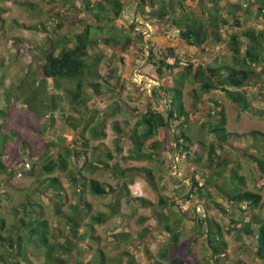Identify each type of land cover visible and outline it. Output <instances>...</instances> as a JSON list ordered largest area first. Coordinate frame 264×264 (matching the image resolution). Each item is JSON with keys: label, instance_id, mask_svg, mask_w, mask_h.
<instances>
[{"label": "trees", "instance_id": "trees-1", "mask_svg": "<svg viewBox=\"0 0 264 264\" xmlns=\"http://www.w3.org/2000/svg\"><path fill=\"white\" fill-rule=\"evenodd\" d=\"M60 1L68 4L75 0ZM80 1L87 15L92 16L97 25L93 27L86 24L83 30L75 35L72 47L68 45L69 40L53 42L50 39L47 47L43 45L35 48L39 51L42 62L39 65V86L47 91L48 82L51 81L57 90H62L64 81L73 83L74 87L65 90L77 114H81L78 105L84 106L88 113L91 112V93L96 96L104 94L100 83L95 80L101 78V66L108 56L100 52L91 55L90 51L98 45L92 37L93 30L109 31L111 35L114 28L103 26L111 25L120 19L129 0ZM156 1L158 0L136 1L137 11L144 15L147 22L167 25L177 31L178 38L187 46L203 53L206 52V44L210 40L215 41L217 45L225 43V57H215L213 61L206 63L198 61L199 65H196L193 62H183L182 58L176 55L174 48L151 47L142 33H137L135 39L127 36L123 42L111 36L104 38V44L109 49L112 48L110 60L125 64L127 55L132 54L136 58L138 68H142L143 75L158 85L153 89V99L147 110L143 112L135 108L133 113L129 114L131 119L124 120L123 124L127 130L119 122H114L113 129L117 135L114 151L106 148L101 151L102 155L93 158L94 160L92 156L100 146H92L91 140L86 138L85 134L90 129L93 139L105 138V118L125 113L119 105L106 111L104 121L97 120L91 128L97 114H93L90 120L67 117L74 121L71 124L74 128L83 125L80 138L56 156L49 157H45L43 152L46 148L38 136L34 135L27 140L9 129L8 122L14 119L15 114L12 108L1 109L0 119L3 121L0 122V175L9 173V166L4 159L7 154L12 153L11 159L14 160L17 155L27 153L31 165L30 176L45 190L52 192L57 215L63 213L61 208L67 201V196L64 194L61 180L54 176L56 172L65 173L74 187L81 184V197L78 204L71 205L72 214L63 215L68 227L63 242L55 239L50 222L45 218L44 209L31 201V195L14 209L13 216L17 223L10 229H5V219L1 217L0 212V245L11 250L5 258L0 255V264H34L29 258L28 244L37 248L40 254L43 251L42 264H121L124 258L125 264H138L135 253L143 250L141 241L145 238L144 232H147V229L137 239L128 232L113 234L115 246L124 248L116 257H108L103 249H98L92 261L84 260L87 246H78L79 243L87 241L89 235L92 240H99V237H95L88 230L92 229L93 232L96 223L102 224L108 218L120 215L124 198L138 201L151 209L163 234L168 238V243L159 253V257L168 264H202L175 257L181 237L187 233L183 230L185 221H188L189 228L196 235L186 243L187 254L190 252L188 248L197 242L198 237L205 235L206 243L212 251L210 260L204 264L245 263L243 258L235 260L230 257L223 226L215 217L208 215L213 210L230 218L228 229H225L228 234L235 231L237 240L241 243L246 239L254 241V256L264 263V199L261 192L247 189V177L241 172L243 164L239 160L242 157V160L250 164L247 166L257 176L258 187L263 190L264 133L252 131L243 136L230 132L228 115L221 101L222 97L217 93L223 94L242 112L264 118V109L253 108L252 99L246 91L247 87L256 86L258 80H264V30H257L254 26L245 28L251 22L264 21V0H238L237 3H230L225 6L226 9L222 8L227 17L222 14V0H206V6L204 0H199V14L186 8L183 0L175 3L173 0H164L159 2L160 6L155 10ZM26 5L37 8L32 3ZM176 7L180 9V14H176ZM89 8L93 9L92 14ZM147 8L152 10L145 15ZM227 26L233 29V33L227 29L228 39L225 40L221 32ZM43 30L46 31L45 28ZM138 39H142V42L138 43ZM119 54L121 55L118 56ZM170 59H173V63L169 62ZM257 67L260 68L259 71ZM187 82L198 85L189 93L192 100L191 109L196 111L197 116L200 115L196 122L191 121L193 112L188 109L184 99ZM259 89L254 97L257 99V96H261L264 101V92L262 88ZM39 94L40 92L33 91V95L25 101L30 109ZM206 97H209L211 105L202 113V104ZM50 103L52 111L63 110L61 96H50ZM34 129L40 132L38 128ZM192 129L206 138H194ZM124 138L130 142L129 155L122 154L121 141ZM244 138H251V141L239 152H235L234 158L223 156V152L236 148V142L243 143ZM39 144L40 148L37 147ZM178 160L184 162L183 169H179ZM121 161L128 166L123 167ZM175 166L179 170L173 174ZM102 168L110 171L117 179V191H114L112 185L89 178L85 174V171L91 174ZM166 169L169 173L167 176ZM185 172L191 175L184 176ZM135 176L147 179L157 191L156 202L131 198L129 187L133 184ZM229 178H236L238 185L231 183L220 188V183ZM164 181L171 186V194L163 193L167 188ZM88 189L99 197L113 194L114 201L110 205L109 215L92 217L85 232L80 234L81 223L90 213L92 206L85 201L84 195ZM180 199L187 200L190 207L182 209L177 203ZM196 206L201 208V213L196 211ZM250 253L248 250L246 255Z\"/></svg>", "mask_w": 264, "mask_h": 264}, {"label": "rangeland", "instance_id": "rangeland-1", "mask_svg": "<svg viewBox=\"0 0 264 264\" xmlns=\"http://www.w3.org/2000/svg\"><path fill=\"white\" fill-rule=\"evenodd\" d=\"M136 1L129 0L121 18L111 25L103 26L109 29L114 28L111 35H109V31L93 30L92 37L98 42V45L90 51L91 55L100 52L108 56V59L101 66L102 80L101 78L95 80L100 83L104 94L96 96L86 89L92 94V99L89 102L91 112L88 113L84 106L78 105L77 108L81 111V114H77L73 110L74 106L69 102V97L65 90L74 87L73 83L64 81L62 90H57L51 81L48 82L47 91L42 86H39L41 80L39 65L42 62L39 56L40 53L35 48L42 47L43 45L47 47L50 39L53 42L62 39L69 40L68 45L72 47L75 35L81 32L86 24H90L93 27L97 25L95 19L87 15L80 0H75L68 4L60 0H16L10 2L0 0V110L6 108L13 109L15 117L11 122H8V128L14 130L27 140L31 139L34 135L38 136L46 148L43 152L46 155L45 157L56 156L80 138V131L83 125L74 128L71 125L74 121L69 120L67 117L90 120L93 114H97L96 120L90 126L91 128L97 120L104 121V113L111 107L119 105L125 110L124 114L119 113L113 118H105V138L93 139L91 130L88 129L86 132L85 136L91 140V145L100 146V149L96 150L95 155L92 156L93 159L102 155L101 151L106 148L114 151L117 137L113 129L114 122H119L124 127V120L127 118L131 119L129 114L133 113V109L137 108L144 112L150 105V101L153 99V89L158 85L157 82L143 75L142 68H138L136 58L132 54L127 55V59L125 60L126 65L113 59L110 60L112 48L109 49L103 42V39L107 36L123 42L127 36L135 39L137 33H142L151 47L174 48L176 55L182 58L183 62H193L196 65H199L198 61L206 63L207 61H213L215 57H225L224 55L227 52L225 43L217 45L215 41L210 40L206 44V52L203 53L196 48L187 46L178 38L177 31L168 28L167 25L161 26L160 23L147 22L144 15L137 11ZM162 1L164 0L156 1L155 10L159 8V2ZM173 1L175 3L179 0ZM237 1L222 0L220 2L221 9H226L227 7L225 8V6H228L230 3H237ZM29 3L36 5L35 7L37 8L27 6L26 4ZM204 3V6L208 5L206 0H204ZM183 5L199 14V0H183ZM176 8V14H180V9ZM223 9L222 14L224 17H227ZM89 10L92 14L93 9L89 8ZM151 10L147 8L145 15H148V12ZM251 26H254L257 30H264V21L251 22L245 28ZM227 29L230 30V33H233V29L230 26L222 29L221 36L225 40L228 39ZM137 42L141 43L142 39H138ZM146 54H149L148 51H146ZM118 60H120L119 57ZM169 62L173 63V59H170ZM230 62L228 61V63ZM257 70L259 71L260 68L257 67ZM258 82L256 86L247 87L246 91L248 97L252 99L253 108L264 109V101L260 98L261 96H257V99L254 97L255 93L260 90L259 88H262L264 92V80H258ZM194 87L197 88L198 85L194 86L192 83L187 82L184 95L188 109L193 112L191 113L192 122H196L200 118V115L197 116L196 111L191 109L192 100L189 93ZM33 91H38L40 94L37 99L35 98L36 100L32 104V109H30L25 104V101L33 95ZM217 93L222 97L221 101L228 115V130L230 132L239 133L243 136L250 134L252 131L264 133V118L255 117L248 112H242L232 101L224 97L223 94ZM52 95L62 97L63 110L52 111L50 103V96ZM208 99L209 97H206L202 104V113L208 110L211 105ZM152 105L157 107L155 103H152ZM158 107L163 108L162 105H158ZM2 121L3 119H0V122ZM34 128H38L40 132ZM125 129L127 130V128ZM192 130L194 138H202L203 140L206 138L199 132H196L195 129ZM250 141L251 138L249 140L245 139L241 144L236 142L234 145L236 148L223 152V156H227L230 159L234 158V153L239 152ZM52 143H55V145H51ZM40 146L39 144L37 147L40 148ZM121 146L122 154L129 155L130 142L127 138L122 139ZM11 157L12 153L7 154L4 158L9 166V173L0 175V212L1 217L5 219V229L8 230L12 225L17 223L13 216L14 209L19 207L27 199L28 195H31V201L39 204V206L41 205L44 209L45 218L50 222L55 239L63 242L65 234L68 232L65 216L63 215H71L73 212L71 205L79 203L81 197L79 188L81 184H77L78 186L74 187L65 173L58 171L54 174V176L59 177L61 180L65 189L64 194L67 196V201L61 208L64 214L57 215L52 192L45 190L44 187L37 183L35 178L30 176L31 165L29 164L27 153L17 155L14 160ZM35 159L37 160V158ZM239 160L243 164L241 172L247 177V189L261 192L264 199V189H259V180H256L257 176L248 167L250 164L242 160V157ZM37 161L41 162V160ZM178 163L180 164L179 169H183L184 162L178 160ZM121 165L123 167L128 166L123 161H121ZM102 166L100 165V167ZM179 169L175 166L173 174ZM165 171L167 176L168 170L166 169ZM85 174L89 178H95L102 183L112 185L115 189L114 191H117L118 181L110 171L102 168L91 174L85 171ZM183 175L190 176L191 174L185 172ZM132 183L129 187L131 198H144L156 202L158 197L157 191L149 184L147 179L135 176ZM164 183L167 184V188L163 193L166 195L171 194V186H168L166 181ZM231 183L236 186L239 181L236 178H229L223 183L221 182L219 186L222 188ZM87 191L84 195L85 201L89 202L92 206L90 213L81 223L80 234L85 232L92 217H97L101 214L109 215L111 211L110 205L114 201L113 194L99 197L92 194L90 189ZM217 200L220 201L219 198ZM177 203L184 210L190 207L187 200L184 199L177 200ZM196 207V211L201 213V208L199 206ZM208 215L215 217L223 226L225 238L228 242V253L232 259L238 260L243 258L245 259L244 264H264L254 256V241L252 239H246L244 243H241L237 240L235 231L230 234L227 233L226 230L230 224L229 217L227 218L215 210L209 212ZM145 229H147V232H144L146 235L141 241L143 250L135 253L138 264H155L158 262L168 264L159 257L160 250L168 243V238L163 234L151 209L144 207L138 201L128 200V198L123 199L120 215L112 216L102 224L96 223L93 232L92 229L88 230L95 237H99V240H92L91 235H89L87 237L90 238L83 243H79L78 246H87L84 260L92 261L98 249H103L104 254L108 257H116L124 248H117L115 246L114 239L112 238L113 234L128 232L134 239H137ZM183 230H186L187 233L181 237V243L177 247L175 257L186 258L191 262L202 264L210 260L212 250L210 251L209 245L206 243L205 235L199 236L197 242L188 248L189 254L185 252L186 243L196 235L189 228L188 221L184 222ZM1 232L3 231L1 230ZM27 250L29 258L34 264H42L44 262V258L41 256L43 251L40 254L38 249L32 244L27 245ZM248 250L251 251L250 255H246ZM10 251L7 247L3 248L0 245V255L2 257H7ZM8 259L11 260L10 257ZM125 262L124 258L121 264H125Z\"/></svg>", "mask_w": 264, "mask_h": 264}, {"label": "crops", "instance_id": "crops-1", "mask_svg": "<svg viewBox=\"0 0 264 264\" xmlns=\"http://www.w3.org/2000/svg\"><path fill=\"white\" fill-rule=\"evenodd\" d=\"M157 84H158V83H157ZM146 110H147V109H146ZM146 110H145V111H146ZM187 169H189V168H187Z\"/></svg>", "mask_w": 264, "mask_h": 264}]
</instances>
